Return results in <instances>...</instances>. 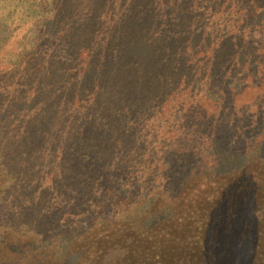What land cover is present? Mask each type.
<instances>
[{
    "label": "trees",
    "instance_id": "trees-1",
    "mask_svg": "<svg viewBox=\"0 0 264 264\" xmlns=\"http://www.w3.org/2000/svg\"><path fill=\"white\" fill-rule=\"evenodd\" d=\"M0 264H264V0H0Z\"/></svg>",
    "mask_w": 264,
    "mask_h": 264
}]
</instances>
